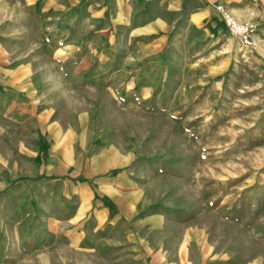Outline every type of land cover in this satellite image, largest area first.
<instances>
[{
  "label": "rangeland",
  "instance_id": "obj_1",
  "mask_svg": "<svg viewBox=\"0 0 264 264\" xmlns=\"http://www.w3.org/2000/svg\"><path fill=\"white\" fill-rule=\"evenodd\" d=\"M213 1L201 7L216 5L219 14L191 23L187 1L180 6L179 24L159 52L174 55V74H115L106 60L138 69L130 54H138L140 40L129 32L140 19L137 0H125L136 15L123 30L112 21L111 0H0V112L21 121L42 110L67 118L79 110L127 121L136 140L143 136L146 161L173 169L147 177L173 189L174 229L193 227L205 242L190 258L264 264V74H243L254 66L245 55L257 52L258 39L254 34L246 47L232 36L217 8L229 11L228 0ZM233 1L257 33L264 22L253 14L264 11V0ZM76 74L106 76L96 82ZM2 123L0 264H107L83 247L34 234L37 221L68 213L65 206L74 207L76 197L60 176L37 169L44 159L33 169L12 151L14 135L18 146L27 143L28 126ZM139 159H132L131 170Z\"/></svg>",
  "mask_w": 264,
  "mask_h": 264
},
{
  "label": "crops",
  "instance_id": "obj_2",
  "mask_svg": "<svg viewBox=\"0 0 264 264\" xmlns=\"http://www.w3.org/2000/svg\"><path fill=\"white\" fill-rule=\"evenodd\" d=\"M184 1L137 0L140 19L130 25L129 32L140 40L138 54H130L138 69L132 64L124 66L123 60L115 66L114 60L108 59L107 64L113 63L110 66L113 73L174 74V55L166 58L159 52L169 41V32L179 24L180 6ZM186 1L188 23L194 17L219 14L215 4V7H201L205 0ZM111 3L112 21L123 30L122 26L127 20L132 21L136 11L125 9V0H111ZM226 3L229 12L238 20L247 22L250 19L239 12L240 2L228 0ZM91 16L95 17V14ZM253 18L264 22V11L253 14ZM255 37L258 39L256 51L261 54L264 25ZM170 43V47H174V37ZM123 49L120 46V50ZM120 52L125 53L124 50ZM256 53L245 55L254 66L243 74H264V58ZM105 76L76 74L75 78L97 82ZM47 114L42 110L41 115L27 114L20 121L15 113H10L9 117L0 112V128L3 121L13 126H28L27 143L20 145L19 141L18 146L17 134L14 135L15 149L12 151L26 157L33 169L37 168L40 157L44 159L43 167L37 169L46 175L60 176L65 186L71 185V192L76 197L74 207L65 206L68 213L37 221L39 225L34 234L58 238L61 246L83 247L99 263L196 264L190 256L200 254V245L205 242H201L193 227L174 229L173 189L162 182L153 183L147 177L172 174L173 169L164 171L165 168H159V162L146 161L150 156L146 154L148 149L143 154V136L136 140L127 128V121L121 119H102L90 112L82 116L79 110L73 111L70 118L47 117ZM135 157L144 160L139 159L138 167L131 170L130 164ZM67 192L65 189L62 195L67 197Z\"/></svg>",
  "mask_w": 264,
  "mask_h": 264
},
{
  "label": "built area",
  "instance_id": "obj_3",
  "mask_svg": "<svg viewBox=\"0 0 264 264\" xmlns=\"http://www.w3.org/2000/svg\"><path fill=\"white\" fill-rule=\"evenodd\" d=\"M222 19L232 36L237 38L243 45L253 44V35L256 32V26L236 19L224 6L218 5Z\"/></svg>",
  "mask_w": 264,
  "mask_h": 264
}]
</instances>
